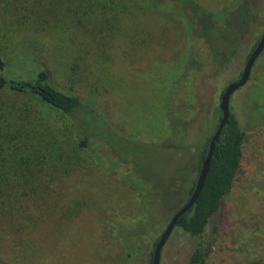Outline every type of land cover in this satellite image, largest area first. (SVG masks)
Here are the masks:
<instances>
[{"label":"rangeland","instance_id":"1","mask_svg":"<svg viewBox=\"0 0 264 264\" xmlns=\"http://www.w3.org/2000/svg\"><path fill=\"white\" fill-rule=\"evenodd\" d=\"M194 1L208 11L248 10L251 32L225 64L203 57L204 15L187 22L172 0H0L6 76L32 79L46 69L56 88L102 119L89 127L33 97L0 94V264H152L219 125L222 94L264 34V0ZM190 59L199 65L190 67L196 98L186 100L173 84ZM263 98L264 51L231 99L247 136L235 188L203 236L213 244L207 264H264V119L256 108ZM171 116L187 132L167 146ZM104 125L113 143L93 130ZM130 179L148 193L145 222L132 219L142 198ZM136 236L142 242L130 259L122 239ZM200 240L176 227L160 264H187Z\"/></svg>","mask_w":264,"mask_h":264},{"label":"trees","instance_id":"2","mask_svg":"<svg viewBox=\"0 0 264 264\" xmlns=\"http://www.w3.org/2000/svg\"><path fill=\"white\" fill-rule=\"evenodd\" d=\"M172 1H175V3L178 4L179 13L187 22H191L197 13L204 15L207 23L198 19V23L202 26V32L208 48V50L203 52V54H205L203 57L214 59L216 64L219 66L230 60L235 53L236 48L242 42V38H244L247 33L249 34L251 32L250 26H252V20L249 18L248 10L243 11V14H241L238 11L233 12L228 10L229 6L227 5L221 10L214 12L206 10L194 0ZM242 2L243 0H234L231 4L237 6ZM150 6L157 9L159 4L156 1H152ZM191 7L194 9V14L187 11V9ZM256 46L257 44L253 47V51ZM193 61L195 60L190 59L188 67L186 66V69L183 71L180 78L173 84V86H180L178 92H185L186 90V100L188 96H194L196 98V93L191 90V86L194 84V81L191 77L192 70L190 67H199V65L196 61ZM204 65V68H214L208 63H204ZM6 67V61L0 54V94L11 93L13 95H27L33 97L51 108L60 111L66 116L78 117L86 126L89 127H91L90 119L95 121L94 123L97 125L99 124V121L101 122L102 119H99L97 114H95L85 103H83L79 97L67 94L56 88L51 83L50 73L46 69L40 70L32 79H18L7 77L5 74ZM259 101L262 104H256L257 112L264 116V98ZM187 104L189 105V109L193 111L195 102L187 101ZM167 107L171 110L172 105L168 104ZM262 116L261 119H264ZM170 119L173 138L172 141L168 142L169 144L166 143L167 146H170L173 142L175 143L176 139L181 135V132H187V127L185 125L172 116ZM255 119L260 121L257 117L253 118L252 122H254V124H256L254 121ZM97 129L101 132L99 135L100 138L113 143L115 137L112 135L107 126H96L93 128V130ZM212 136L206 139V142L200 151V155L195 166L198 176L201 170L203 157L207 153ZM246 136V129L242 126L236 114L231 109L229 122L223 129L220 141L216 146L215 154L211 162V168L199 199L193 208L186 215H184L177 224V227L188 233L191 237L201 239L196 248L193 250L187 264H207V260L213 252V244L210 241L203 239V236L205 235L212 219L221 211L224 199L235 188L238 176L242 169ZM79 142V147L85 149L87 146V139L80 138ZM198 176L189 182L187 191H185L186 199L182 206L185 205L192 196L196 187ZM130 181L135 182L132 179H130ZM136 182L135 187L139 188L142 201L136 216L132 219L136 221L138 218H143L142 222H145L144 220H148L149 218L146 217L148 215H146L147 212L145 208V199L146 196H148V193L144 191L141 180H137ZM173 195H176L175 190H173ZM182 206L174 208V214L177 213ZM142 222L139 223L141 225L139 232L140 236L141 232L143 234L146 229V226ZM121 224L118 223V226H121ZM140 236H136L133 239H122L125 247L129 250L128 257L130 259L134 257L136 242L138 244L142 242V238H140ZM158 241L156 242V245ZM153 255L154 253L152 256ZM127 264L130 263L127 262Z\"/></svg>","mask_w":264,"mask_h":264},{"label":"water","instance_id":"3","mask_svg":"<svg viewBox=\"0 0 264 264\" xmlns=\"http://www.w3.org/2000/svg\"><path fill=\"white\" fill-rule=\"evenodd\" d=\"M263 51H264V34L261 37L259 43L257 44L255 50L249 56L240 79L236 82L231 83L222 94L221 102H220L221 119L215 133L211 138L207 153L203 157L202 166L196 182L195 190L192 196L190 197V199L188 200V202L185 205H183L177 211V213L174 214L167 228L162 233L154 250L152 264H160L163 248L166 245L171 234L173 233L174 229L177 227L179 220L193 208V206L199 199V196L205 186L206 179L211 168V162L215 154L216 146L220 141V137L223 129L225 128V126L227 125L230 119L232 96L237 91H239L241 88L245 87L248 84L251 78L253 68L260 55L263 53Z\"/></svg>","mask_w":264,"mask_h":264},{"label":"flooded vegetation","instance_id":"4","mask_svg":"<svg viewBox=\"0 0 264 264\" xmlns=\"http://www.w3.org/2000/svg\"><path fill=\"white\" fill-rule=\"evenodd\" d=\"M258 43H259V42H258ZM258 43H257V44H258ZM252 52H253V50H252ZM252 52H251V53H252ZM250 55H251V54H250ZM152 262H153V260H152Z\"/></svg>","mask_w":264,"mask_h":264}]
</instances>
